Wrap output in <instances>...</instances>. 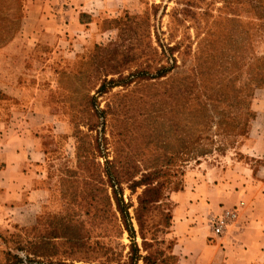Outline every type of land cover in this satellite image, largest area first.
<instances>
[{
  "label": "rangeland",
  "instance_id": "1",
  "mask_svg": "<svg viewBox=\"0 0 264 264\" xmlns=\"http://www.w3.org/2000/svg\"><path fill=\"white\" fill-rule=\"evenodd\" d=\"M106 1L48 0L33 29L0 0V74L55 116L48 190L34 222L0 226V264H175L171 194L242 156L264 0Z\"/></svg>",
  "mask_w": 264,
  "mask_h": 264
},
{
  "label": "crops",
  "instance_id": "2",
  "mask_svg": "<svg viewBox=\"0 0 264 264\" xmlns=\"http://www.w3.org/2000/svg\"><path fill=\"white\" fill-rule=\"evenodd\" d=\"M75 1L77 15L99 13L108 7L106 0H100L101 8L94 3L97 0ZM62 8L61 14H67L68 8ZM55 11L48 0H25L23 20L27 26L30 16H35L32 28L36 29L46 16L56 15ZM33 90L29 83L19 84L11 76L0 74V91L4 93L0 99L1 227L34 222L48 190L46 163L53 146L49 128L55 116L37 100ZM262 92L264 84L253 98L254 115L247 136L240 141L242 156L227 157L228 165L209 167L197 179L188 177L183 189L171 194L170 237L175 264H264ZM226 208H235L236 216L220 236L213 237L206 220Z\"/></svg>",
  "mask_w": 264,
  "mask_h": 264
},
{
  "label": "built area",
  "instance_id": "3",
  "mask_svg": "<svg viewBox=\"0 0 264 264\" xmlns=\"http://www.w3.org/2000/svg\"><path fill=\"white\" fill-rule=\"evenodd\" d=\"M236 216L235 208H226L219 214L207 218L206 223L213 237L220 236Z\"/></svg>",
  "mask_w": 264,
  "mask_h": 264
},
{
  "label": "trees",
  "instance_id": "4",
  "mask_svg": "<svg viewBox=\"0 0 264 264\" xmlns=\"http://www.w3.org/2000/svg\"><path fill=\"white\" fill-rule=\"evenodd\" d=\"M1 94L4 95V93H1ZM117 207H118L119 211H121V206L118 203H117Z\"/></svg>",
  "mask_w": 264,
  "mask_h": 264
}]
</instances>
